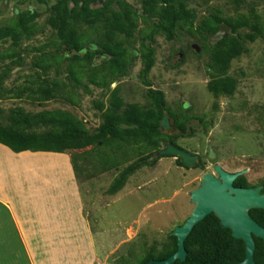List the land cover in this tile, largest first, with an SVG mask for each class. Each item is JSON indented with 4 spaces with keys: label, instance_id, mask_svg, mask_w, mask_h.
<instances>
[{
    "label": "trees",
    "instance_id": "1",
    "mask_svg": "<svg viewBox=\"0 0 264 264\" xmlns=\"http://www.w3.org/2000/svg\"><path fill=\"white\" fill-rule=\"evenodd\" d=\"M98 1L54 0L48 5L45 0H38L45 5L43 15L32 9L16 8L0 25V99H18L37 106L49 101L76 105L77 90L88 93L93 87L101 91L94 105L99 112L98 125L88 127L68 109L30 111L21 105L0 106V144L15 153L69 154L82 195L89 180L115 172L105 191L114 196L136 171L154 166L160 158L173 157L161 155L153 159L164 140L178 138L160 131L164 113L173 119L183 136L188 135L192 120L204 126L208 123L204 114L193 115L191 108L182 112L180 103H177L179 113H175L160 90L148 89L143 103L125 104L118 86L111 89V83L128 76L138 59L139 77L144 85H150L147 77L155 63L156 35L170 41L184 32L199 44L198 53L190 47L195 56H207L209 95L215 100L232 98L238 80L229 74L231 62L247 52L248 43L264 39V19L257 13L256 0H232L230 16L220 8L209 7L211 0H198L197 5L204 6L205 13L197 24V11L191 7L193 0H141L139 9L125 0H102L93 6ZM261 4L264 6V0ZM243 7L245 11H241ZM40 18H43L41 25ZM222 23L229 26L228 35L209 46L204 32L213 33ZM138 32L139 47L134 49L132 40ZM96 56L101 60H95ZM14 71L19 73L7 88L6 82ZM213 109L218 110L217 102ZM175 162L189 169L179 158ZM193 168L204 171L205 163L200 157ZM233 185L249 188L255 184L248 183L243 174ZM249 215L264 227V210L252 209ZM12 232L16 244L8 241ZM18 238L8 227L0 231V255L6 258L12 253L9 262L0 264H27ZM253 240L254 263L264 264V241L257 237ZM184 248L185 260L172 264H238L245 257L243 241L234 239L212 213L192 228L184 240ZM176 249V238L170 232L165 240L142 246L139 256L129 249L118 264L164 260Z\"/></svg>",
    "mask_w": 264,
    "mask_h": 264
},
{
    "label": "rangeland",
    "instance_id": "2",
    "mask_svg": "<svg viewBox=\"0 0 264 264\" xmlns=\"http://www.w3.org/2000/svg\"><path fill=\"white\" fill-rule=\"evenodd\" d=\"M45 1L48 5L54 2ZM125 1L137 9L141 6V0ZM193 1L191 7L197 11V24L205 13V7H199L198 0ZM256 2L257 13L264 19V6L261 0ZM99 3L100 0L93 6ZM209 7L220 8L226 16H230L234 4L232 0H211ZM16 8L32 9L43 15L45 5L38 0H0V25L12 16ZM241 11H245V8ZM42 20L40 18L38 21L40 25ZM140 35L138 32L135 40H132V48L139 47ZM192 44L197 43L184 32H179L170 41L163 35H156L155 63L147 80L152 89L164 93L169 106L183 101L191 106L193 115L206 116V126L192 120L187 128L188 135L178 139L184 150L201 158L205 169H186L178 166L174 157H163L154 166L143 167L132 174L114 196L107 195L105 191L115 172L89 180L83 188V199L89 219L94 224L97 250H100V246L114 249L118 239L125 237L126 227L134 229L132 234H127V241L120 243L115 252V249L112 251L107 264H118L120 258L127 256L129 249L139 256L142 246L165 240L175 226L181 225L193 209L189 200L190 192L197 188L204 172L213 173L212 165L218 164L224 171L232 173L246 170L245 175L250 184L264 181V39L248 43L247 52L231 62L229 74L238 80L237 88L232 98L222 97L219 100L211 97L206 90L207 56H195L190 49ZM140 67V60H135L129 75L110 85L111 89L118 86L125 104L145 101L143 95L146 86L139 77ZM18 73L14 71L10 75L5 85L7 88L15 82ZM100 94V90L90 87L88 93L77 90L76 105L49 101L37 106L18 99H0V106L21 105L30 111L68 109L93 128L100 120L99 112L94 107ZM215 102L218 104L217 111L213 109ZM209 147L215 154L211 160L207 158ZM130 236L135 237L128 241ZM14 237L12 232L8 241L16 244ZM6 256L1 254L0 262H9L12 253Z\"/></svg>",
    "mask_w": 264,
    "mask_h": 264
},
{
    "label": "crops",
    "instance_id": "3",
    "mask_svg": "<svg viewBox=\"0 0 264 264\" xmlns=\"http://www.w3.org/2000/svg\"><path fill=\"white\" fill-rule=\"evenodd\" d=\"M7 227L19 237L27 264H107L134 231L126 227L114 249L98 251L69 154L15 153L0 144V231Z\"/></svg>",
    "mask_w": 264,
    "mask_h": 264
},
{
    "label": "water",
    "instance_id": "4",
    "mask_svg": "<svg viewBox=\"0 0 264 264\" xmlns=\"http://www.w3.org/2000/svg\"><path fill=\"white\" fill-rule=\"evenodd\" d=\"M229 29L227 24L222 23L217 31L204 32L208 45H216L224 39L228 35ZM191 47L197 53L200 52L197 44H192ZM159 129L164 134L177 135L181 133L172 125V120L167 113H164L160 119ZM161 155L179 158L180 162L189 168L194 167L198 161L197 155L171 144H163L160 150L154 154L153 159ZM214 157L215 154L209 147L207 158L211 160ZM246 172V170H242L229 173L218 164L213 166V173L204 172L197 188L190 192L189 200L193 204L191 213L181 225L175 226L171 232V235L176 238V251L164 260H150L147 264H172L176 260L184 261L186 257L184 240L192 228L211 213L219 220L220 226L231 231V236L234 239L243 241L245 257L238 264H255L253 237L264 241V227H261L250 217L249 211L252 209L264 210V194L260 193V186L242 188L233 185L235 179Z\"/></svg>",
    "mask_w": 264,
    "mask_h": 264
},
{
    "label": "flooded vegetation",
    "instance_id": "5",
    "mask_svg": "<svg viewBox=\"0 0 264 264\" xmlns=\"http://www.w3.org/2000/svg\"><path fill=\"white\" fill-rule=\"evenodd\" d=\"M71 53V51H69V52H67V54H70ZM95 60H97V61H100L101 59H100V57L99 56H96V59ZM146 86V85H145ZM148 89H152L151 88V83H150V85H147L146 86V92L148 91ZM156 90V89H155ZM180 104H181V109H182V112H184L186 109H188V110H190V108H191V106L190 105H188L186 102H183V101H180L179 102ZM170 108L175 112V113H179V107H178V105H177V103H174L173 105H171L170 106ZM172 120V125L176 128V129H178L175 125H174V121H173V119H171ZM179 130V129H178ZM180 134H177V135H175V134H167V135H172V136H178V138H171V140H164L163 142H162V145L163 144H171V145H173V146H176V147H178V148H180V149H183L182 148V146L179 144V142H178V139L179 138H181V137H183V132L180 130ZM170 141H172L173 143H170ZM184 150V149H183ZM198 157V156H197ZM198 161H199V157H198ZM197 161V162H198ZM213 166L214 165H212V170H213ZM229 173H232V172H229ZM201 178V177H200ZM200 181V180H199ZM199 183V182H198ZM234 183V182H233ZM255 186H260L261 187V189H260V193L261 194H264V181H262V183L260 184V183H257V184H255V185H253L252 187H255ZM235 187H238V186H235ZM243 188V187H242ZM251 188V187H250ZM191 213V212H190ZM189 213V214H190Z\"/></svg>",
    "mask_w": 264,
    "mask_h": 264
}]
</instances>
